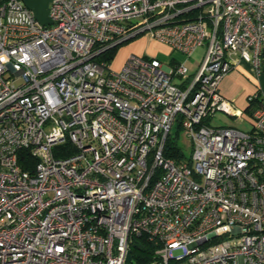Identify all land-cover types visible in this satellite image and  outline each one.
Instances as JSON below:
<instances>
[{
    "label": "built area",
    "instance_id": "obj_1",
    "mask_svg": "<svg viewBox=\"0 0 264 264\" xmlns=\"http://www.w3.org/2000/svg\"><path fill=\"white\" fill-rule=\"evenodd\" d=\"M140 34L180 56L112 70ZM242 63L264 70V0H50L46 23L0 0V264H264V96L248 130L210 123L244 120L219 90Z\"/></svg>",
    "mask_w": 264,
    "mask_h": 264
},
{
    "label": "rangeland",
    "instance_id": "obj_2",
    "mask_svg": "<svg viewBox=\"0 0 264 264\" xmlns=\"http://www.w3.org/2000/svg\"><path fill=\"white\" fill-rule=\"evenodd\" d=\"M133 41H134V44L128 46ZM132 47L139 49V51L138 50L131 51L130 49ZM141 48H142V52H140ZM167 52L168 51H167L166 47L164 45H162L160 42H158L154 39H150L148 36H146V34H140V35L118 45L116 50H115V54H114L113 58L111 59L110 64H111L112 70L118 71L123 67L127 57L131 53H145L149 56H158L161 59H163V58L167 57ZM198 53H199V51H197V53L195 54V56H194L195 58L198 55ZM177 56L179 57L180 55H177ZM193 60L194 59L191 58L187 62L190 63V62H193ZM194 61L197 62L196 59ZM238 85H243V87L247 88V91H245L241 95V97H239V99L235 100L233 103L234 105L238 106L240 109L243 110L244 120H242L241 122H236L235 120H233V118L228 116L227 113H225L224 111H217L214 114V116L212 117V119L210 120L211 124H213V125L233 124V125L237 126L238 128L244 129V130H248L250 128V126H251V115H250V111H249L250 110L249 106H252L253 103L250 102L246 96H247V94L253 95L254 93H256L257 87L249 79H247L246 77H243V76H241L238 79L237 84L233 85L234 90L238 87ZM260 94L262 96H264V92H260ZM248 107H249V109H246ZM171 136H172L173 140L175 141V143L180 148L183 155L188 157L191 153V150H192V143H191L190 137L187 135L185 130L182 128H179V130L177 132H175V130L172 129Z\"/></svg>",
    "mask_w": 264,
    "mask_h": 264
},
{
    "label": "crops",
    "instance_id": "obj_3",
    "mask_svg": "<svg viewBox=\"0 0 264 264\" xmlns=\"http://www.w3.org/2000/svg\"><path fill=\"white\" fill-rule=\"evenodd\" d=\"M49 3H50V0H26V4L30 7V9L32 10L35 17L38 18L40 20V22H42V23H46L48 21ZM134 41L131 42L128 46L134 44ZM161 44L164 45L163 43H161ZM164 46L166 47V49L168 51L167 56L168 55H174V56L178 55L177 53H173L168 46H166V45H164ZM130 50L131 51H136V50L139 51V49H136L134 47H132ZM140 52H142V48H141ZM138 54H140V53H138ZM142 54H145V53H142ZM190 63H192V62H190ZM241 76L246 77L252 83H254L257 87L258 92H264V70L257 72L250 64L242 63L237 68H235L232 71H230L229 73H227L221 79V81L219 83V90L222 93V95L224 97H226L227 99H230L233 103L235 100L239 99V97H241V95L245 91H247V88L243 87V85H238V87L235 90L233 88V85L237 84V81ZM248 96H249V94H247L246 97L248 98ZM221 125H233V124H221ZM233 126H235V125H233Z\"/></svg>",
    "mask_w": 264,
    "mask_h": 264
},
{
    "label": "trees",
    "instance_id": "obj_4",
    "mask_svg": "<svg viewBox=\"0 0 264 264\" xmlns=\"http://www.w3.org/2000/svg\"><path fill=\"white\" fill-rule=\"evenodd\" d=\"M117 47H113L111 49H108L107 51H105V53L103 54V58L106 59L108 62H111V59L113 58L114 54H115V50H116ZM253 103V105L256 103L255 100H252L250 101ZM252 105V106H253ZM252 106H249L250 107V110L251 111V107ZM246 108V109H249ZM69 152V151H68ZM67 151L66 152H61V153H58L59 155H65L68 153ZM164 154L168 157H175V158H178L180 157L181 155H183V153L181 152L180 148L178 147V145L175 143V141L173 140L172 136H170L167 140V144H166V148H165V151H164ZM32 160H30L29 164L31 166V162Z\"/></svg>",
    "mask_w": 264,
    "mask_h": 264
},
{
    "label": "water",
    "instance_id": "obj_5",
    "mask_svg": "<svg viewBox=\"0 0 264 264\" xmlns=\"http://www.w3.org/2000/svg\"><path fill=\"white\" fill-rule=\"evenodd\" d=\"M130 259V254L127 256V260H129Z\"/></svg>",
    "mask_w": 264,
    "mask_h": 264
}]
</instances>
